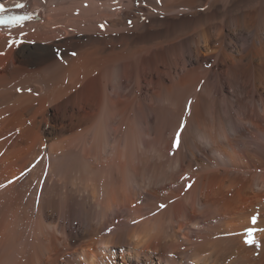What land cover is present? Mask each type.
<instances>
[{
    "label": "bare ground",
    "instance_id": "1",
    "mask_svg": "<svg viewBox=\"0 0 264 264\" xmlns=\"http://www.w3.org/2000/svg\"><path fill=\"white\" fill-rule=\"evenodd\" d=\"M3 1L0 264H264V0Z\"/></svg>",
    "mask_w": 264,
    "mask_h": 264
},
{
    "label": "snow or ice",
    "instance_id": "2",
    "mask_svg": "<svg viewBox=\"0 0 264 264\" xmlns=\"http://www.w3.org/2000/svg\"><path fill=\"white\" fill-rule=\"evenodd\" d=\"M15 8L18 9H23L25 7V4L22 2H17L14 5ZM9 12L8 7H6V5L4 3H0V26H5V27H22L23 22L26 20L31 19V17L27 14L25 15H8L7 13ZM11 45H14L16 43V41H11L10 42ZM73 55H75V53H73ZM183 130V125H181L180 130H178L177 134H176V139L173 142V147L174 148H178L180 145V138H181V132ZM18 179V178H17ZM185 179H187L185 177ZM14 181L9 180L8 183L11 184ZM0 187H2V185H0ZM188 188H191L192 185L191 183H189L187 185ZM159 207L162 209L164 207H166V205L164 204H160ZM252 220V224L255 225L257 223L258 217L257 216H253L251 218ZM133 224H137L138 221L133 220L132 221ZM258 229H256L255 227L252 228H248L245 230V243L249 244V245H255L258 244V241L255 239L254 233L257 231ZM109 232H111V229H109Z\"/></svg>",
    "mask_w": 264,
    "mask_h": 264
},
{
    "label": "rangeland",
    "instance_id": "3",
    "mask_svg": "<svg viewBox=\"0 0 264 264\" xmlns=\"http://www.w3.org/2000/svg\"><path fill=\"white\" fill-rule=\"evenodd\" d=\"M118 260V259H117ZM118 262H120V260H118ZM118 264V263H117Z\"/></svg>",
    "mask_w": 264,
    "mask_h": 264
}]
</instances>
